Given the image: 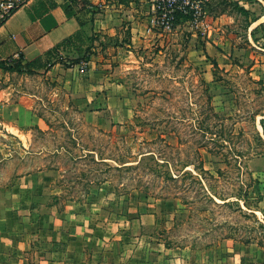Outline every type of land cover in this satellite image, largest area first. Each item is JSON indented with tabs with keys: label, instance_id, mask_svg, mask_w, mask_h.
<instances>
[{
	"label": "rangeland",
	"instance_id": "374dc122",
	"mask_svg": "<svg viewBox=\"0 0 264 264\" xmlns=\"http://www.w3.org/2000/svg\"><path fill=\"white\" fill-rule=\"evenodd\" d=\"M132 37L123 20L117 32L87 35L85 47L29 71L0 65V87L12 85L13 99L39 96L46 126L35 128L31 148L63 147L22 157L19 135L0 130V183L54 164L64 175L62 200L85 199L105 177L119 192L162 198L167 244L201 246L225 235L264 244V0H209L197 20L182 12L170 31ZM117 43L115 77L134 116L109 110L100 120L66 108L67 95L53 94L56 64Z\"/></svg>",
	"mask_w": 264,
	"mask_h": 264
},
{
	"label": "crops",
	"instance_id": "0c3cea01",
	"mask_svg": "<svg viewBox=\"0 0 264 264\" xmlns=\"http://www.w3.org/2000/svg\"><path fill=\"white\" fill-rule=\"evenodd\" d=\"M151 12L149 0H29L0 26V62L39 58L41 64L67 38L75 36L73 42L85 47L87 35L100 32L104 38L123 20L131 25L133 39L137 32L151 39L156 36L146 32ZM119 47L107 44L104 52L88 54L85 71L80 63L58 62L53 94L64 92L66 108L77 106L100 120L109 110L134 116L131 97L123 95L115 77ZM84 54L85 49L74 57ZM11 86L0 87V130L19 135L22 157L63 151L62 146L31 148L35 128L46 126L35 106L39 96L31 92L13 99ZM53 165L42 162L18 173L11 184L0 183V264H264L259 240L225 235L201 246L167 244L162 198L141 197L137 189L119 192L108 179L85 199L62 200L67 193L59 176L64 175H57Z\"/></svg>",
	"mask_w": 264,
	"mask_h": 264
},
{
	"label": "built area",
	"instance_id": "2783aa9c",
	"mask_svg": "<svg viewBox=\"0 0 264 264\" xmlns=\"http://www.w3.org/2000/svg\"><path fill=\"white\" fill-rule=\"evenodd\" d=\"M29 0H0V26L20 7ZM152 16L147 24L146 32L151 35L159 36L162 34V27L170 31L176 12L191 13L194 19H199L204 15V9L209 0H150ZM76 43H63L53 54L73 49ZM84 65L81 70H87V60H82Z\"/></svg>",
	"mask_w": 264,
	"mask_h": 264
},
{
	"label": "trees",
	"instance_id": "16d2710c",
	"mask_svg": "<svg viewBox=\"0 0 264 264\" xmlns=\"http://www.w3.org/2000/svg\"><path fill=\"white\" fill-rule=\"evenodd\" d=\"M181 14H182V12H179V11L176 12V15H175L174 20H173L174 27L177 25L178 20H179ZM74 37L72 36V37L67 38L64 42H62L58 46H56V48L54 49V51L56 49H58L60 47V45H62L63 43H72ZM86 51H85V54L83 56L74 57V58L70 59L71 60L70 63H67L65 65L72 66V65H74L76 63H80L82 60H88V59H86V57L88 55L87 53H89V52H86ZM37 64L40 65V59L39 58L38 59H34L32 61H29L28 63H25V64H23L22 61H19V60L18 61H11V63H9V64H6L5 62H0V65L3 68H6V69H17L18 71H22V72L31 70V67H33V66H35ZM214 66L217 68L218 63L215 62L214 63ZM100 157L102 159L104 158L103 156H100ZM106 179H108V178L107 177L103 178L104 181ZM69 198H71V197H69Z\"/></svg>",
	"mask_w": 264,
	"mask_h": 264
}]
</instances>
